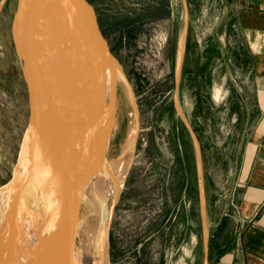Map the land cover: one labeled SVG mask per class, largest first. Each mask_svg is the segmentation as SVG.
<instances>
[{
  "label": "rangeland",
  "instance_id": "rangeland-1",
  "mask_svg": "<svg viewBox=\"0 0 264 264\" xmlns=\"http://www.w3.org/2000/svg\"><path fill=\"white\" fill-rule=\"evenodd\" d=\"M88 1L124 68L139 113L131 160L108 226V262L207 264L211 219L237 177L248 131L246 85L230 50L233 0ZM138 16L144 20H132ZM26 118V88L6 0L0 5V185L9 177ZM128 128L124 105L110 140L111 159L121 155Z\"/></svg>",
  "mask_w": 264,
  "mask_h": 264
},
{
  "label": "water",
  "instance_id": "water-1",
  "mask_svg": "<svg viewBox=\"0 0 264 264\" xmlns=\"http://www.w3.org/2000/svg\"><path fill=\"white\" fill-rule=\"evenodd\" d=\"M49 1H56L58 27L45 34L40 16L42 5ZM7 2L10 38L26 88L27 118L9 177L0 185V264H56L48 254V241L63 220L65 230L69 228L68 214L75 209L70 199L95 176L69 180L53 201L56 183L64 182L72 158L86 149L99 148L96 168L98 173L103 169L119 115L110 75L115 73L127 85L129 81L88 0ZM72 14L80 16L77 31L71 27ZM72 38L78 40V55L86 63L89 79L98 76L102 60L109 65L106 125L91 111L86 123L80 122ZM199 157L198 153L200 169ZM199 189L202 200L200 181Z\"/></svg>",
  "mask_w": 264,
  "mask_h": 264
},
{
  "label": "bare ground",
  "instance_id": "bare-ground-1",
  "mask_svg": "<svg viewBox=\"0 0 264 264\" xmlns=\"http://www.w3.org/2000/svg\"><path fill=\"white\" fill-rule=\"evenodd\" d=\"M56 12V1L45 2L42 5L40 29L45 34L57 29ZM79 19L80 16L70 15L71 27L76 31L79 27ZM184 34L185 31L182 30L180 39L177 41V43L179 42L176 55L177 76L179 75L181 67ZM71 42L72 75L77 101L80 104L78 107L80 122L86 123L88 120V112L91 111V113L96 115L106 125L109 118V99L106 98L108 93L107 81L110 72L109 65L102 60L98 76L89 79L86 63L78 55V40L72 38ZM110 78L114 81L113 90L115 92V98L119 101V114L124 105L128 112L129 128L127 139L121 155L116 159L108 157L106 164L99 173V167L98 169L96 168L99 148L86 149L72 158L68 165L66 175L68 177L65 178L64 182L60 180V182L56 183L57 190H54L52 197L55 198L53 201L58 199L59 194L69 180L84 177L89 174H94L95 176L89 185L84 186L75 196L71 197V207L75 209L71 210L68 214L69 228L65 230L63 220L48 241V254L56 264H109L107 231L113 206L120 193L131 160L138 132L139 114L136 99L130 84L127 85L123 80L121 81L115 73H111ZM206 224L205 221V235L207 234Z\"/></svg>",
  "mask_w": 264,
  "mask_h": 264
},
{
  "label": "crops",
  "instance_id": "crops-1",
  "mask_svg": "<svg viewBox=\"0 0 264 264\" xmlns=\"http://www.w3.org/2000/svg\"><path fill=\"white\" fill-rule=\"evenodd\" d=\"M232 5L230 50L246 85L248 131L237 177L211 219L207 264H264V0H233Z\"/></svg>",
  "mask_w": 264,
  "mask_h": 264
},
{
  "label": "trees",
  "instance_id": "trees-1",
  "mask_svg": "<svg viewBox=\"0 0 264 264\" xmlns=\"http://www.w3.org/2000/svg\"><path fill=\"white\" fill-rule=\"evenodd\" d=\"M125 17H127L128 19L131 18V17H128V16H125ZM132 20L142 22L144 19L141 18V16H138V17H136V18H132ZM122 21H123L124 23L126 22V20H122ZM99 26H100V29H101V25H100V24H99ZM101 31H102V29H101Z\"/></svg>",
  "mask_w": 264,
  "mask_h": 264
}]
</instances>
